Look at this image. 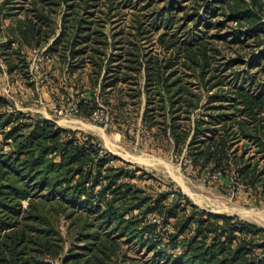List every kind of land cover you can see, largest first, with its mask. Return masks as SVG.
Masks as SVG:
<instances>
[{
  "label": "trees",
  "instance_id": "trees-1",
  "mask_svg": "<svg viewBox=\"0 0 264 264\" xmlns=\"http://www.w3.org/2000/svg\"><path fill=\"white\" fill-rule=\"evenodd\" d=\"M60 1L29 0L27 11L35 18L19 27L24 42L49 37L52 30H43L51 24L47 12ZM63 1L69 8L91 6L88 0ZM195 1L204 4L201 24H211L209 14H221L247 23L245 31L238 27L235 35H253L258 44L264 43V20L257 13L263 9L262 0ZM86 22L74 21L71 34L63 20L65 29L53 47L63 43L73 55L87 51L88 45L75 48L91 40L89 27L82 25ZM199 42V58L191 54L193 61L184 65L193 76L184 77L172 65L158 62L145 66L151 95L144 121L163 116L157 131L172 135L178 148L186 143L185 122L200 106L202 89L209 88L205 40ZM262 58L264 48L248 66H264ZM244 81L248 83H238L234 95H213L209 102L232 99L234 111L230 116L199 113L188 145L191 154L230 167L241 189L252 200L264 202V80L254 85L252 75ZM7 104L0 94V264H54L52 259L62 255L67 238L74 241L62 264H264L263 226L238 214L210 212L169 189L168 183L158 190L147 180L153 178L159 186L163 182L131 163H117L119 158L92 135L21 110H2ZM219 122L223 124L217 129L207 126ZM128 249L152 255L132 258Z\"/></svg>",
  "mask_w": 264,
  "mask_h": 264
},
{
  "label": "rangeland",
  "instance_id": "rangeland-1",
  "mask_svg": "<svg viewBox=\"0 0 264 264\" xmlns=\"http://www.w3.org/2000/svg\"><path fill=\"white\" fill-rule=\"evenodd\" d=\"M69 1L78 3V0ZM172 1L88 0L91 6L81 9L69 8L61 0L47 12L51 24L43 30H52L49 37L26 43L19 27H24L29 17L35 18L32 11H27L31 6L29 0H0V94L8 100L2 110H21L36 118H49L61 127L90 134L102 148L119 158L117 163H131L163 182V186H159L153 178L147 180L158 190L168 183L169 189L180 191L199 207L214 213L238 214L264 227V202L252 200L249 193L241 189L230 167L218 166L214 161L191 154L188 145L199 113L228 116L233 113L232 99L209 102L213 95H234L238 83H248L244 81L247 76L254 75V85L264 80V66H248L264 48V43L258 44V38L253 35L233 33L238 27L244 32L246 22L240 24L213 13L208 17L211 24H201L203 3L180 0L173 6ZM262 5L263 9L257 13L264 20V0ZM78 19L87 20L82 25L89 27L86 31H90L91 40L75 48L88 45V50L73 55L70 46L63 43L55 49L52 44L65 29L63 20L69 24L66 32L72 34L75 31L72 25ZM199 39L205 40L209 88L202 89L200 106L185 122L189 133L186 143L178 148L172 135L157 131V121H162L163 116L144 121L151 95L145 66L158 62L162 66L172 65V69L184 77L193 76L194 71L184 69V65L193 61L191 54L199 58L202 47ZM33 47H46L54 56V62L40 69L48 75L43 84L37 83L30 73ZM262 59L261 65H264ZM11 66L13 71H10ZM191 79L196 81V76ZM54 99L61 106L78 99L80 103L83 99L81 111L76 115L62 114L54 107ZM99 103L105 107L107 124L97 123L91 117ZM222 124L208 123L207 126L217 129ZM1 139L0 134V142ZM243 142L240 140L238 145ZM4 149H9V145H4ZM145 154L155 159L143 160ZM61 228L65 234L67 222L64 219ZM73 241L67 238L62 255L52 259L54 264H62V257ZM126 252L132 258L143 257L141 260L152 255L145 251L139 254L136 249Z\"/></svg>",
  "mask_w": 264,
  "mask_h": 264
},
{
  "label": "built area",
  "instance_id": "built-area-1",
  "mask_svg": "<svg viewBox=\"0 0 264 264\" xmlns=\"http://www.w3.org/2000/svg\"><path fill=\"white\" fill-rule=\"evenodd\" d=\"M31 63H30V73L32 76L36 79L37 83L43 84L47 81L48 75L46 72L40 70L42 68V65L45 64H51L54 62V56L47 51L46 47H33L31 49ZM53 102L54 107L57 111H59L62 114L65 115H76L80 113V103L79 99L73 102H70L66 106H61L56 99ZM93 121H96L97 123H108V115L105 111L104 105L99 103L98 107L95 108L91 115ZM216 177V175H214Z\"/></svg>",
  "mask_w": 264,
  "mask_h": 264
},
{
  "label": "bare ground",
  "instance_id": "bare-ground-1",
  "mask_svg": "<svg viewBox=\"0 0 264 264\" xmlns=\"http://www.w3.org/2000/svg\"><path fill=\"white\" fill-rule=\"evenodd\" d=\"M68 122V121H67ZM82 126H88L86 123H82L81 124ZM145 157V158H144ZM144 157L142 156V159L144 160H152V159H155V157H153V156H150V155H148V154H145L144 155ZM141 158V157H140ZM152 158V159H151ZM136 159V158H135ZM142 161V160H141ZM150 162V161H149ZM157 162V161H156ZM153 163H154V161H153Z\"/></svg>",
  "mask_w": 264,
  "mask_h": 264
}]
</instances>
